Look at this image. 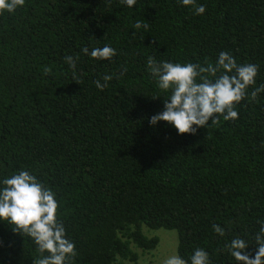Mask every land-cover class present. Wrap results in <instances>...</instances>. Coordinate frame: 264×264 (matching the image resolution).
Returning <instances> with one entry per match:
<instances>
[{"label": "trees", "instance_id": "obj_1", "mask_svg": "<svg viewBox=\"0 0 264 264\" xmlns=\"http://www.w3.org/2000/svg\"><path fill=\"white\" fill-rule=\"evenodd\" d=\"M196 2L203 15L179 0L131 9L120 0H26L0 16V179L26 169L53 189L76 245L71 264H137L158 245L143 227L175 231L182 257L201 247L212 264H228L225 243L237 235L254 244L264 220V91L251 93L264 86V0ZM105 44L116 49L110 61L81 53ZM221 51L259 66L238 118L210 119L194 135L150 126L167 94L148 57L206 66ZM104 75L113 79L101 91L94 81ZM36 257L27 236L0 223V264Z\"/></svg>", "mask_w": 264, "mask_h": 264}, {"label": "clouds", "instance_id": "obj_2", "mask_svg": "<svg viewBox=\"0 0 264 264\" xmlns=\"http://www.w3.org/2000/svg\"><path fill=\"white\" fill-rule=\"evenodd\" d=\"M26 0H0V16L11 14L25 5ZM184 7H191L194 15H203L206 7L196 0H179ZM125 7L133 8L137 0H120ZM147 30L148 23L137 21L134 28ZM81 53L97 61H110L116 49L110 45L84 47ZM73 69L76 61L65 57ZM147 68L155 80L157 89L167 94L163 110L152 115L148 123L156 126L166 122L177 135L196 134L200 128H207L222 116L225 121L238 118L236 105L246 96L247 89L256 84L257 64H238L230 53L221 51L214 63L206 66L198 63H180L170 60L157 61L148 57ZM45 68L44 72L50 73ZM103 83L94 81L97 89L108 87L112 75H104ZM264 91V86L251 93L255 96ZM156 97H160L157 95ZM155 97V98H156ZM59 203L51 187L26 169H19L10 176L0 179V223L6 222L13 234L27 236L35 246L37 257L33 264H71L77 255L75 242L67 236L65 226L58 219ZM259 228L254 244L242 236H235L225 243L231 257L228 264H264V220H258ZM213 231L224 237L226 229L219 224L212 225ZM251 246V248H250ZM178 248V244H177ZM163 264H212L209 253L201 247L193 249L186 260L178 251L168 256Z\"/></svg>", "mask_w": 264, "mask_h": 264}, {"label": "rangeland", "instance_id": "obj_3", "mask_svg": "<svg viewBox=\"0 0 264 264\" xmlns=\"http://www.w3.org/2000/svg\"><path fill=\"white\" fill-rule=\"evenodd\" d=\"M142 233L148 238H157L155 250L138 254L137 264H163L164 260L177 250V234L175 231L150 230L143 227Z\"/></svg>", "mask_w": 264, "mask_h": 264}]
</instances>
